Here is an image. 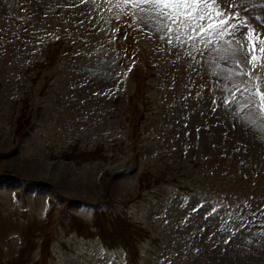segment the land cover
Wrapping results in <instances>:
<instances>
[{"label": "rangeland", "instance_id": "1", "mask_svg": "<svg viewBox=\"0 0 264 264\" xmlns=\"http://www.w3.org/2000/svg\"><path fill=\"white\" fill-rule=\"evenodd\" d=\"M216 7L258 51L264 0ZM142 15L0 0V264H264V118L223 106L231 37L169 44Z\"/></svg>", "mask_w": 264, "mask_h": 264}, {"label": "snow or ice", "instance_id": "2", "mask_svg": "<svg viewBox=\"0 0 264 264\" xmlns=\"http://www.w3.org/2000/svg\"><path fill=\"white\" fill-rule=\"evenodd\" d=\"M118 2L122 7L139 9L140 13L144 14L138 17L142 25L144 21L149 22L145 30L163 32L168 37L169 44L173 43V39L179 40L180 33L185 29L189 40L197 42L204 40L205 37L210 39L209 33L221 39L228 33L231 37L228 43L234 47L224 50L223 55L218 57L226 71L222 76L216 74L221 80L228 81L222 88L228 93L221 97L223 106L237 112H250L255 109L264 118V91L261 90L264 85V42H261L257 51L254 43L258 37L254 39V30L245 27L246 22L237 25L242 28L241 32L230 30L233 17L239 19V13H225L222 7L217 8L220 0H118ZM209 6L212 7L211 11L208 10ZM146 8L150 10L147 14ZM248 65L250 67H247ZM257 68H260L261 72L253 75Z\"/></svg>", "mask_w": 264, "mask_h": 264}]
</instances>
